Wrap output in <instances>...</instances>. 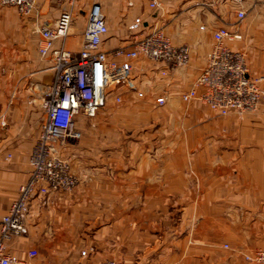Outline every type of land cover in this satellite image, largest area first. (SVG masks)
Instances as JSON below:
<instances>
[{
    "label": "crops",
    "instance_id": "1",
    "mask_svg": "<svg viewBox=\"0 0 264 264\" xmlns=\"http://www.w3.org/2000/svg\"><path fill=\"white\" fill-rule=\"evenodd\" d=\"M135 1L130 2V10L126 0L99 1L103 8L105 4L109 24L102 49L130 48L157 27L165 30L174 45L190 48L189 65L172 70L164 79L160 72L165 65L144 59L133 63V77L142 81L139 88L146 98L141 106L151 109L148 117L159 127L156 133L167 137L147 145L150 153H143L141 161L139 149L144 147L134 143L130 161L124 158L134 167L127 174L77 177L81 198L87 197L83 190L87 183L103 178L114 182L116 196H129L130 204L99 211L114 215L113 222H97V228L95 223H86L90 213L70 205L73 195L39 197L27 218L28 236L12 239L7 250L30 264H101L107 260L119 264H250L245 255L264 250V107L257 114L219 117L198 102L183 103L181 95L206 68L214 34L222 28L242 36L227 45L246 54L251 74L262 77L264 87L263 0H243L239 5L216 1L214 6H209L212 0H159V11L150 10L149 0ZM54 9H58L55 0L45 1L29 17L14 9L18 15L0 9V223L30 178V156L46 118L41 88L53 80L52 63L40 58L38 43L40 29L53 26L59 16L47 18L48 10ZM239 10L246 12L241 23ZM136 17L144 24L139 32H132L129 25ZM85 27L75 16L66 41L69 50H80ZM165 91L170 96L168 103L153 110L155 99ZM134 96L124 95L127 105L121 111L132 125L139 117ZM220 118H227L225 126L217 122ZM178 122L179 128L171 127ZM203 126L217 134L210 147H203ZM176 127L180 137L172 139ZM208 150L216 153L215 163L206 159ZM208 165L211 176L195 177L198 185L190 189L186 171L191 168L203 174L202 167ZM90 249L95 251L83 257L82 252ZM31 251L37 252L35 259L29 258Z\"/></svg>",
    "mask_w": 264,
    "mask_h": 264
},
{
    "label": "built area",
    "instance_id": "2",
    "mask_svg": "<svg viewBox=\"0 0 264 264\" xmlns=\"http://www.w3.org/2000/svg\"><path fill=\"white\" fill-rule=\"evenodd\" d=\"M47 0H0V8H14L20 15L29 17L40 11ZM50 1V0H49ZM233 1L237 5L243 0ZM81 0H55L60 11L51 27L40 29L38 53L41 59L51 60L52 82L41 88L45 121L40 137L30 156V178L20 188L18 199L0 223V264H30L12 255L7 243L14 238L28 236L27 218L33 201L52 194L69 195L78 187V178L71 160L63 156V149L78 143L82 135L78 131V118L93 119L112 101L121 104L124 95L133 93L145 98L139 88L141 82L133 77L137 60L163 64L162 78L169 77L172 70L187 67L191 51L187 45L176 46L163 28H155L149 35L135 41L130 48H119L112 52L102 49L109 34L108 18L101 3L91 5L87 24L79 51L67 48L76 10ZM264 3V0H263ZM152 11L162 10L159 0H149ZM133 7V3H130ZM239 22L246 12H237ZM144 22L136 17L129 30L139 32ZM215 44L207 56V66L192 88L181 95L185 104L198 102L219 117L257 114L264 107L263 78L251 74L246 54L233 51L227 42L242 40L238 33L226 28L214 34ZM169 93L165 91L155 99L158 107H165ZM95 250L83 251L87 257ZM30 259L37 252L28 254ZM250 264H264V250L245 255ZM83 264V263H75ZM101 264H119L107 260Z\"/></svg>",
    "mask_w": 264,
    "mask_h": 264
},
{
    "label": "rangeland",
    "instance_id": "3",
    "mask_svg": "<svg viewBox=\"0 0 264 264\" xmlns=\"http://www.w3.org/2000/svg\"><path fill=\"white\" fill-rule=\"evenodd\" d=\"M99 1L101 0H81L76 10V21L78 20L81 25L85 26L87 24V14L91 5ZM102 1L105 3L106 0ZM126 1L128 10H130V2H136L135 0ZM8 9L13 10L14 8ZM14 10L9 12L13 13V15L17 14ZM59 13V9L48 10L46 16L48 19H52L53 17L58 16ZM28 19L31 20V18ZM134 97L136 102L133 104V107L135 108V106H137L136 109L139 110V117L135 118V120L138 121L133 123V125L130 124L131 120L129 118H125L124 115L121 114V111L127 105L126 101L121 104L111 101L108 106L101 110L93 119H85L81 116L78 118V131L81 133L82 138L78 143L72 144L63 149V156L71 160L73 171L77 177H120L122 173L127 174L134 168L127 162V160L130 159L131 148L134 143L138 142L141 147H144L139 149V160L141 161L140 157L143 153V155L150 153L146 149L147 145L151 142L154 145L159 144L160 138L163 136L167 137L166 133H161V131L156 133L159 127H155L154 119H150L148 117L149 114L147 110L151 109L141 106L143 102L146 101V98ZM161 108L162 107L156 106L152 109L159 110ZM175 108H179L180 110L187 109V107ZM173 120L174 119L171 118V121ZM226 120L227 118H220L217 122L221 126H225V122L223 121ZM173 125L178 128L180 127L179 122L172 123L171 127H173ZM177 127L176 131L171 134V136H173L172 139H174L175 136L180 137ZM203 127V147H210L215 143V141H217V134L212 135L209 127L206 129L205 126ZM183 134L184 132H182L181 141L184 139ZM221 135L225 136V133H221ZM154 137H157V139L154 140ZM219 140H222L225 143V137H221ZM222 150L225 151V147ZM151 151L153 154L155 153L154 150ZM126 156L127 160L124 159ZM215 156L214 153L210 151L209 156L208 158L206 157V159L209 160V163H211V161L215 163ZM218 161H220V158H218ZM202 168L204 169L203 174H195V169L191 168L186 171V177L188 179V186L190 189H195L198 185L195 177L211 176V173L209 172L211 169L210 165ZM101 180L102 181L99 182L95 179L94 182L87 183L88 185L83 188L84 192H87V197L83 196L81 198V196H79L78 189H76L72 194H69L73 195L70 205L80 206L81 209L83 208L82 211H84V213L89 212L90 215L86 218L85 222L95 223L96 228L99 226L97 222H113L114 217V215L110 214H100L99 211H102V209H105V207L108 206L113 208L124 203L126 205L130 204L129 196H116V185L114 182H111L110 180L107 181L104 178ZM99 193H101V195H99ZM83 215L86 216V214Z\"/></svg>",
    "mask_w": 264,
    "mask_h": 264
}]
</instances>
